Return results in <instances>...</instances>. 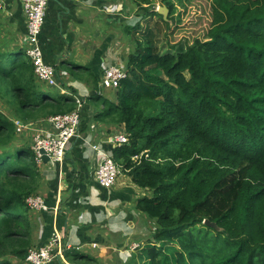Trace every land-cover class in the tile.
Segmentation results:
<instances>
[{"label":"trees","instance_id":"obj_1","mask_svg":"<svg viewBox=\"0 0 264 264\" xmlns=\"http://www.w3.org/2000/svg\"><path fill=\"white\" fill-rule=\"evenodd\" d=\"M154 1L138 0L141 19L124 25L133 49L116 101L100 97L97 83L89 98L103 107L97 120L128 136L113 149L116 164L150 191L137 202L157 224L144 264H264V0H211L208 38L192 44L168 41L175 5L162 0L169 21ZM44 86L23 48L0 49V97L16 117L0 110V264L24 261L35 246L26 200L42 187L16 122L77 106L73 88L58 96ZM65 253L74 264L88 258Z\"/></svg>","mask_w":264,"mask_h":264},{"label":"crops","instance_id":"obj_2","mask_svg":"<svg viewBox=\"0 0 264 264\" xmlns=\"http://www.w3.org/2000/svg\"><path fill=\"white\" fill-rule=\"evenodd\" d=\"M103 2L51 0L40 35L45 60L64 73L65 82L59 89L45 84L44 87L62 94H68L69 87L73 88L76 94L85 97L87 111V131L70 146L65 161L53 165L43 160L38 165L42 175V187L38 193L45 197L50 210L33 213L34 244L46 245L57 234L61 239L59 249L63 253L49 264H74L67 260L66 251L81 252L88 257L77 264H144V248L149 240H153L157 229L156 222L137 208L138 200L150 193L148 189L136 185L127 172L120 175L112 188L101 186L96 179L100 157L92 145L102 143L106 150H113L121 144L114 143L112 137L125 131L123 126L97 120L96 115L103 107L100 101H89L96 94V83L100 97L109 101H114L112 91L116 90L100 86L103 64L107 60L103 55L107 48L104 47L101 16L105 8ZM114 4L111 3L112 7ZM0 11L14 25L18 24L20 15L24 17L19 0H8ZM116 16L120 21L119 14ZM22 28L24 37L27 32L25 17ZM93 37L95 43L91 41ZM16 41L18 43L19 37ZM12 47L6 50L21 49V45ZM79 47L82 48L81 55H76ZM126 59L124 57L125 65ZM76 65L80 69H74V73L77 71L79 78L74 79L67 69ZM91 69L97 76H91ZM42 124L39 130H51L49 123L43 120ZM134 242L140 245L135 250L131 249Z\"/></svg>","mask_w":264,"mask_h":264},{"label":"built area","instance_id":"obj_3","mask_svg":"<svg viewBox=\"0 0 264 264\" xmlns=\"http://www.w3.org/2000/svg\"><path fill=\"white\" fill-rule=\"evenodd\" d=\"M8 0H0V10L4 9ZM25 17L27 32L21 40V48L34 66L36 78L47 87L62 88L64 73L59 71L54 65L47 63L40 42V35L45 23V15L50 0H19ZM76 1V0H73ZM132 19L133 17H128ZM136 24V21L134 22ZM108 60V61H107ZM103 64V73L100 86L107 89H116L122 80L128 78V70L125 64L107 57ZM76 109L71 112L58 114L44 120L51 125V130H36L33 136L32 150L35 153L37 164L43 162V153L49 157V162L53 165L61 164L65 161L66 154L75 139L81 136V114L85 105V97L75 95ZM17 132H22L25 126L17 121ZM112 141L118 144L128 142L125 131L114 135ZM87 144H89L87 142ZM93 151L100 157V163L96 171L98 183L105 188H112L123 173L122 167L115 162L113 150H106L102 143L92 145ZM28 207L35 213L48 212L50 207L43 195L40 193L30 195L27 200ZM60 236L53 235L46 245L33 246L28 250L24 261H17L14 264H49L57 255L63 256L59 249ZM140 245L134 242L131 249L135 250ZM58 249V251H57ZM57 251V252H56Z\"/></svg>","mask_w":264,"mask_h":264},{"label":"rangeland","instance_id":"obj_4","mask_svg":"<svg viewBox=\"0 0 264 264\" xmlns=\"http://www.w3.org/2000/svg\"><path fill=\"white\" fill-rule=\"evenodd\" d=\"M138 0H104L103 4L105 5L104 12H101L103 19V38H104V47H107L103 53L104 57H111L121 64H124V57L126 58L130 51L133 49V44L127 33L123 32L124 25H134V22L141 19L138 16L140 11L139 6L137 5ZM115 2L114 7L111 3ZM175 5V14L174 20L170 21L171 14L169 8L162 4V0H155L154 4L156 10L160 7H165L169 10L165 16V20H169L171 23V29L168 30V41L175 43H189L192 44L196 40L205 41L208 38V31L211 28L213 15H212V2L211 0H172ZM110 10H108V9ZM23 14V13H22ZM116 14H119L121 17L122 23H118V17ZM115 15V16H114ZM128 17H133L129 19ZM164 17V16H163ZM24 17L21 15L18 17V24L14 25L12 21H8V16L3 15V11H0V49L1 52L7 51V48H11L13 45L17 47L21 45V40L23 39V28L22 22ZM143 28L146 27V24L142 25ZM99 29V26H98ZM19 37L17 43L16 38ZM14 40V41H13ZM13 41V43H12ZM95 43V37L91 40ZM130 41V42H129ZM15 43V44H14ZM13 48V47H12ZM82 48L79 47L76 55H81ZM70 53H68V57ZM82 61V60H81ZM71 70V77L76 79L79 78L77 71ZM91 76H97L94 71L91 69ZM65 82H63V85ZM108 90V89H107ZM58 96H62L59 91H54ZM114 101H116L115 90ZM0 110L9 118H16L13 111V106L6 103V101L0 97ZM13 120V119H12ZM16 120V119H15ZM14 120V121H15ZM21 122V121H19ZM43 119L33 120L30 123L23 124L25 126L22 132H18L17 141L19 145L22 143L32 144L33 136L36 134V130L39 129L43 124ZM45 123V122H44ZM42 124V125H41ZM124 130V128H122ZM150 196V193L148 194ZM144 263L147 262L146 256H142ZM17 260H13V263Z\"/></svg>","mask_w":264,"mask_h":264},{"label":"water","instance_id":"obj_5","mask_svg":"<svg viewBox=\"0 0 264 264\" xmlns=\"http://www.w3.org/2000/svg\"><path fill=\"white\" fill-rule=\"evenodd\" d=\"M168 12H169V10L165 7H160L158 9V13L162 14L164 16V18ZM41 152L43 153V160L45 162H49V157L45 154V152L43 150ZM204 223H206L207 225H210L211 227L217 228V225L215 223L210 222V221H205Z\"/></svg>","mask_w":264,"mask_h":264}]
</instances>
